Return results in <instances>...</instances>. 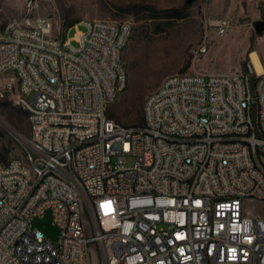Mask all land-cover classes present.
Listing matches in <instances>:
<instances>
[{
    "label": "built area",
    "instance_id": "2783aa9c",
    "mask_svg": "<svg viewBox=\"0 0 264 264\" xmlns=\"http://www.w3.org/2000/svg\"><path fill=\"white\" fill-rule=\"evenodd\" d=\"M80 20L86 28L72 36L69 27L49 35L48 15L6 23L0 99L27 113L22 154L37 159L47 181L21 164L0 165V264H87L88 244L98 264H264V71L249 55L243 70L177 71L146 96L141 122L123 127L106 98L127 86L118 45L131 23ZM226 24L211 22L219 35ZM10 29H19L16 49ZM25 47L33 56L25 94L16 95ZM207 47L204 39L194 52ZM38 72L46 80L31 83ZM47 209L56 239L32 226Z\"/></svg>",
    "mask_w": 264,
    "mask_h": 264
},
{
    "label": "rangeland",
    "instance_id": "374dc122",
    "mask_svg": "<svg viewBox=\"0 0 264 264\" xmlns=\"http://www.w3.org/2000/svg\"><path fill=\"white\" fill-rule=\"evenodd\" d=\"M20 13L48 15L53 22L49 35L65 28L69 20L105 17L130 21L131 36L122 51L127 86L107 110L124 125L141 122L144 99L172 73L243 70L251 51L257 52L264 65V30L257 32L254 27L256 20H264V0H0V36L6 34L9 18ZM218 19L227 23L222 35L211 25ZM85 28L83 23L72 25L67 36ZM204 39L207 51L196 54L194 48ZM72 44L77 42L72 40ZM15 79L14 75V92ZM30 134L26 112L0 99V154L8 157L3 161L21 158ZM132 161L127 157V164ZM86 262L98 264L92 244L86 246Z\"/></svg>",
    "mask_w": 264,
    "mask_h": 264
},
{
    "label": "bare ground",
    "instance_id": "6f19581e",
    "mask_svg": "<svg viewBox=\"0 0 264 264\" xmlns=\"http://www.w3.org/2000/svg\"><path fill=\"white\" fill-rule=\"evenodd\" d=\"M80 22L76 23V27ZM6 34L0 36V49H1V40L4 39ZM131 36V27L127 29L124 33V39L118 45V54H122L124 47L128 44ZM19 39V29H10L7 32V43L9 49H16ZM33 56V47H25L20 53V63L18 68L14 72L17 89L14 92L16 95L25 94V85L23 84L25 75L27 74V69L29 67V62ZM249 57L252 61V64L257 72L264 71V65L257 54L256 51H251ZM14 67V58H6L5 68L6 70H13ZM66 73H74V65L65 64ZM13 75V80H14ZM39 80H46V72H38V76H31V83H38ZM125 83H127V76H125ZM15 86L13 85V91ZM120 93H114V97L106 98V105L109 106L119 95ZM123 127H130V125H124ZM69 157L67 158V167H75V158H77L76 150H69ZM15 164H21L22 166L27 167L32 172V177H37V183H44L47 181V173H41V164L33 156L22 155L21 158H11L6 161L0 160V165H5V168H12Z\"/></svg>",
    "mask_w": 264,
    "mask_h": 264
},
{
    "label": "water",
    "instance_id": "95a60500",
    "mask_svg": "<svg viewBox=\"0 0 264 264\" xmlns=\"http://www.w3.org/2000/svg\"><path fill=\"white\" fill-rule=\"evenodd\" d=\"M188 3L192 2L193 0H186ZM254 27L257 32H261L264 30V20L259 19L254 22ZM36 226L44 233H46L48 236L52 237L53 239H56L57 237V227L53 224H51V210L47 209L44 216L42 218H35L33 221V225Z\"/></svg>",
    "mask_w": 264,
    "mask_h": 264
},
{
    "label": "trees",
    "instance_id": "16d2710c",
    "mask_svg": "<svg viewBox=\"0 0 264 264\" xmlns=\"http://www.w3.org/2000/svg\"><path fill=\"white\" fill-rule=\"evenodd\" d=\"M78 22H79V20H69L68 22L65 23V28H68V27H70L72 25H75ZM26 115H27V113H26ZM6 158H8V157H2L1 154H0V159L1 160H5Z\"/></svg>",
    "mask_w": 264,
    "mask_h": 264
}]
</instances>
